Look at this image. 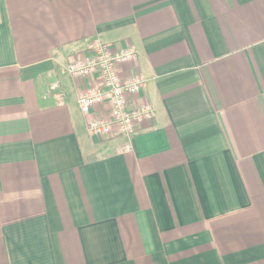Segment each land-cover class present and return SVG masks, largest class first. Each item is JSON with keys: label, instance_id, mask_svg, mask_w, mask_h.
<instances>
[{"label": "crops", "instance_id": "1", "mask_svg": "<svg viewBox=\"0 0 264 264\" xmlns=\"http://www.w3.org/2000/svg\"><path fill=\"white\" fill-rule=\"evenodd\" d=\"M93 40L135 51L132 138L60 73ZM0 264H264V0H0Z\"/></svg>", "mask_w": 264, "mask_h": 264}, {"label": "built area", "instance_id": "2", "mask_svg": "<svg viewBox=\"0 0 264 264\" xmlns=\"http://www.w3.org/2000/svg\"><path fill=\"white\" fill-rule=\"evenodd\" d=\"M132 47L117 50L98 40L91 41L86 51L60 70L74 80L96 78L95 86L85 87L78 96L80 113L88 119L87 132L96 140L112 136L132 138L139 125L155 119L153 108L147 104L134 105L145 80L134 75L127 79L119 76V66L133 61ZM58 84H51L43 99H59Z\"/></svg>", "mask_w": 264, "mask_h": 264}]
</instances>
